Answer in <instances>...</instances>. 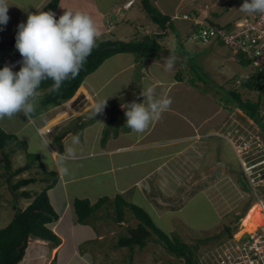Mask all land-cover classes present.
<instances>
[{
  "label": "crops",
  "instance_id": "crops-1",
  "mask_svg": "<svg viewBox=\"0 0 264 264\" xmlns=\"http://www.w3.org/2000/svg\"><path fill=\"white\" fill-rule=\"evenodd\" d=\"M51 1L8 0L12 5L8 10L10 20L6 26L0 25V29H3L0 31V70L3 69V61L6 58L20 56L15 44L11 43V40L17 35L18 25L26 23L30 13L41 12ZM150 1L162 15L170 17L175 30L177 28V33L180 32L182 35L191 34L195 27L199 28L198 24L200 23L229 27V16L243 4L237 5V0ZM131 2L133 4L128 7ZM141 2L142 0H60L54 13L58 20L64 12L61 10L74 9V11L85 12L93 18L97 27L101 28H99L101 35L98 39L111 40L106 38L108 34H113L112 30L114 29V25L109 22V19L113 14L120 15L122 11L128 14L135 7L143 10ZM120 5H123V8L118 7ZM255 15L248 14L247 17ZM126 16H124L123 22L127 21ZM238 19L239 17L235 23L241 20ZM117 23H121V21L117 20ZM152 30L150 34L146 33L143 38L152 36L155 40L161 39V41L158 40L159 44L165 50L158 56L149 57L147 60L148 57L140 56V59H136L132 54H116L106 60L97 71L89 75L75 96L68 102L56 107L46 106L44 100L49 90H40L38 91L39 95L32 101L35 105L33 114L28 117L20 114L12 119L0 120V127L6 133L15 135L19 144L24 143V146H27L26 150H23L25 155L31 154V147L28 145L31 143L33 145L34 141L38 142V150L32 151L34 153L31 158L35 156L34 159H37L43 166L44 172L41 178L45 184L44 189L52 183L55 175H58V181L53 188L49 189L48 195L54 210L59 215V220L50 224L49 227L61 238L62 243L59 247L52 248L48 242L35 239L36 242H40L37 243L39 246L45 244L43 245L45 247L42 251L33 253L32 264H122L128 255L127 252L130 253L133 260H138V257H142L144 254L145 257L147 253H153V255H157L158 252L163 253V247L154 241L143 249L118 251L119 240L129 234V228L137 227L139 221L127 210L126 219L123 222H117L116 216L113 215L115 207L111 202L108 203L110 214L103 217L108 223H101V216L97 217L95 213L87 224H80L73 203L76 199H87L90 201L89 203L95 205L101 199L108 198L113 201L117 196H122L130 204L142 208L143 206L139 204L140 201L147 200L148 196H151L150 206L157 218L160 219L174 215L171 209H174L173 206L176 205L178 197L190 200L193 191L201 189V191L209 193L212 199L217 202L219 211H223L220 209L221 204L218 199L211 194L212 187L209 180L204 181V179L202 180L204 182L196 184L190 177L199 170H207L204 171L205 173L203 172V175L208 176L212 175L211 172H213L212 176H218L224 172V163L228 158L224 154L222 157L218 156L219 144L214 138L217 135L226 141V137L223 134H217V130L212 129L210 119H207L208 116L203 120L194 121L190 119L189 111L178 104L177 95L173 93L177 91V88H171L177 82L169 83L165 80L168 77L172 78L171 81L177 80L176 65L179 62V57L174 65L168 68V58L172 56L173 51L167 50L162 42L166 38L175 40L178 36L174 35V29L162 31L158 25ZM135 39L138 37L132 36L130 41ZM118 41L129 42L127 38ZM214 43L216 46H222L217 42ZM2 45L5 48L2 49ZM164 52L167 54L163 56ZM235 56L233 59L237 62ZM141 59L145 61H141ZM140 61L147 64V70L139 80L141 85L146 82L144 90L152 88L156 98L171 97L173 103L170 110L165 112L168 115L164 117L166 120H171V123L165 124V127L158 126L156 124L161 121L159 119L153 122L144 133L137 134L126 126L125 110L122 107V105L133 102L130 101L132 90L124 88L125 85H129L126 80L124 82L121 79L117 85L116 79L132 73ZM19 70L20 67L14 72ZM145 99L140 93V96L134 101L143 103ZM105 100H107V104L103 114L96 116L94 106ZM205 101L202 100V105H205ZM207 104L209 103L207 102ZM37 105L43 106V109L38 110ZM180 113H182L181 117ZM117 121L125 124H116L118 126L116 129H109ZM41 137L52 140L48 146L49 153L42 150ZM73 137L79 138L78 144H73ZM229 146L235 151L234 146L231 144ZM70 148L74 149V156L68 153ZM164 148L166 149L160 154V150ZM43 153L47 154L44 156ZM61 156L65 157L62 165L59 163ZM215 158H218L219 162L215 165V169L210 168L209 165ZM43 160H46V166ZM223 161L224 163H222ZM65 167L68 169L67 175L62 170ZM154 192L157 195H154ZM240 192L239 200L246 204L243 191ZM27 205L25 204L22 209H25ZM106 205H103L104 208H107ZM258 207L260 208L259 205ZM145 211L152 218V214L148 210ZM153 222L155 223L154 220ZM235 223H237L236 219ZM225 225V229L227 225L233 229L232 223L229 222ZM116 229L119 232L122 231V234L125 232L120 239L117 238L119 232ZM169 231V233L175 232L174 229ZM190 231L188 230L187 237ZM93 243H95L94 246L89 249L88 246H92L90 244ZM155 247L156 249H154ZM24 258L22 261L25 260ZM42 258L45 260L42 261Z\"/></svg>",
  "mask_w": 264,
  "mask_h": 264
},
{
  "label": "rangeland",
  "instance_id": "rangeland-1",
  "mask_svg": "<svg viewBox=\"0 0 264 264\" xmlns=\"http://www.w3.org/2000/svg\"><path fill=\"white\" fill-rule=\"evenodd\" d=\"M243 2L244 0L236 1L237 5L242 4ZM131 4L132 2L128 4V7H130ZM118 7L123 8V5ZM61 11L75 12L74 9H65ZM124 16H126V22L122 21ZM235 16H238L239 19H244L247 18L248 14L246 16L245 13L240 14L239 9L234 11L228 19V22H230L229 27L230 25H233L238 18ZM117 20H120L121 23H117ZM109 22L114 25V29L112 30L113 34H108L106 38L114 41H118L122 38H127L130 41L132 36L143 38L146 33L149 32L150 34V32L153 31L152 29L156 27V24L150 20L148 15L138 7L131 9V12L128 14L124 11L118 16L113 14L111 19H109ZM99 28L100 27H98V29ZM176 30L174 29L173 33H175L174 35L176 37L178 36V38H175V40L166 38L162 42L167 50L170 49L173 51L172 56H175L176 60H178L179 57V62L177 63L176 68L177 71L182 74L181 77L184 78V81H179L178 79L171 81L172 78L170 79V77H168L165 82H177L173 84L171 88H177V91H174L173 93H176L174 95H177L178 104L189 111L190 119L197 121L201 119L203 120L208 116L207 119H210L212 129L217 130V134L225 135L226 141L213 132L216 135L214 140L218 141L219 144V148L217 147L218 156L221 155L220 157H222V154H224L228 158L225 163L224 161L222 162L225 167L223 168L224 172L221 175L212 176L213 172H211V176L203 175V172L207 170H199L195 171V174L191 176L190 179H193L196 184L209 180V184L212 187L211 194L218 199L219 204H221L220 209L223 211H219L217 202L212 199L209 193L201 191V189H195L192 195H190V197H192L190 200L182 199V197L176 199L177 203L173 206L174 209H171L175 216L170 215L158 219L150 206L151 196H148L149 198L147 200H141L139 204L143 206L142 208L144 210H148L152 214V218L160 230L168 234L170 237L174 236L182 239L194 247L200 264H219L220 260L224 257L225 249L233 245V241L229 240V229L224 228L226 223H232L231 227L233 226V229H237L236 231L234 230L235 240H239L244 233H252V231H255L258 227L264 225L263 215L260 214L261 211L259 212L261 206L259 203H255V201L252 200L254 199L252 181L256 187H259L258 193L261 196V193H264V186H262L264 176L261 178L255 177L254 179V174L251 175L250 173L251 177L249 178L245 175L241 160L238 158L240 154L241 159L243 160V165H247V163L249 166L255 164L258 165V167L254 169V172L259 171L264 174V135L253 120L246 116L240 109L226 105L224 101H221V98L231 89L241 91L244 98L252 100H257L260 93L259 91L245 90L240 87V85L236 84L237 80H241L243 77L246 79L247 76H251L255 70L251 66L249 68H243L240 66L241 64L233 59L235 56L234 52L230 51L228 48L216 46L214 41L205 44L202 43V41H196L188 33L187 35H182L180 32L177 33ZM156 40L161 41L160 38ZM169 43H171L170 46ZM4 45H2V49L5 48ZM164 50L165 49L163 48L162 52ZM165 54L167 53L164 52L162 55L164 56ZM132 55H134L136 59H140L138 54ZM146 59L148 60L149 57ZM141 61L145 60L141 59ZM141 61L132 73H129L126 76H120L116 79L117 85L121 79L124 82L126 80V83L130 85L124 86L125 89L131 88L132 90L130 101H134V99H137L140 96V93L144 90L146 84V82H144L141 85L139 82L143 76L142 74L147 70V64H143ZM191 79H194L196 84L192 83ZM154 92L157 94L156 91ZM208 93L210 94L209 96ZM199 98L201 100H198ZM41 99L42 98L40 97V101ZM202 100H206L209 104L205 101V105H202ZM36 108L42 110L43 106L37 105ZM181 114L182 113L179 114L180 117ZM262 114H264V110L262 111ZM166 115H168V113H163L161 121L156 125L165 127V124L167 125L168 123H171V120H166L164 118ZM116 124L124 125L125 123L117 121L115 124H112L109 129H116L118 127ZM180 129L182 128L180 127ZM36 139H38V136H36ZM229 144L240 147L239 149L241 153L239 152L237 154ZM14 145L10 146L7 150L11 160L12 170L6 168L4 156L0 152V230L13 220L18 210H21L25 204L29 205L34 200L33 197L31 199L19 198V196L14 193L8 182V178L12 172H15L16 169L23 167L28 163L35 167L38 165L36 168L33 167L31 170L16 175L13 178L12 183H17L19 180L26 178L37 179L36 183L25 188V190L29 191L32 195L45 188V184L42 182L41 178L44 172L43 166L37 159L31 158V155L34 153L32 151L38 150V142L34 141L33 145L32 143L28 145L31 147V154L26 155L23 152V150H26L27 148V146H24V143L19 145L18 142H15ZM165 149L166 148L160 150V154H162ZM45 152L49 153V151ZM46 154H44V156ZM218 162V158H215L211 162L212 164L209 165L210 168H214ZM43 163L46 166V160H43ZM8 171H11L10 174ZM220 172H222V170H220ZM241 190L243 191V197H245L246 203L252 202L253 205L248 211L249 215L245 216L246 218L244 217L245 219L243 218L241 223L238 224L235 223L236 216L234 215L239 216L242 210L246 207L244 202L239 200ZM20 191L23 190L21 189ZM153 194L157 195L155 192ZM105 207L107 208L102 206L96 212L97 217L101 216V223L107 222L106 218L103 217L110 214L108 208L110 207L109 204ZM225 213L229 214L226 215ZM170 229H174L175 232L169 233ZM188 230L191 231L187 237L186 234L188 233ZM116 231L119 232L117 229ZM124 234L125 232L122 234V231H120L117 238L120 239ZM36 241L37 240L35 239L30 240L28 245L29 248L26 252V258H24L25 260L22 261L21 264H32L34 260L33 253L44 249L45 246L43 245L45 244H40L39 246L37 243L40 242ZM94 244L95 243L90 244L92 246H88V248H92ZM154 249H156V247ZM119 250L123 252L129 250V248L124 249L118 247V251ZM127 253L128 255L125 257L126 259H124L122 264H186L183 259L181 260L180 258L170 256L165 250H163L162 254L158 252L157 255L147 253L144 257V254L142 257H138V260H133L130 253ZM44 258H42V261L45 260Z\"/></svg>",
  "mask_w": 264,
  "mask_h": 264
},
{
  "label": "trees",
  "instance_id": "trees-1",
  "mask_svg": "<svg viewBox=\"0 0 264 264\" xmlns=\"http://www.w3.org/2000/svg\"><path fill=\"white\" fill-rule=\"evenodd\" d=\"M59 3L60 0H52L42 11L55 12ZM141 4L142 9L150 20L158 25L162 31L175 29L170 17L162 15L151 4L150 0H142ZM215 26L221 27L218 25ZM15 37L11 40L12 44L16 43ZM111 45H115L117 48L104 51L100 50ZM162 50L163 46L152 38V36L146 39L138 38L129 42L97 39L96 46L75 79L65 81L59 92L50 91L49 89L51 88L52 81L47 80L41 84L38 91L49 90L44 100L46 106H60L68 102L70 98L72 99L85 79L97 71L102 64L112 56L116 54H138L142 57H156ZM236 57L243 68H249L251 66V62L247 60L243 54H236ZM181 75L182 74L178 72L176 78L179 81H184ZM191 81L196 84L194 79H191ZM240 87L248 91H259V98L257 100L246 99L243 97L241 91L231 89L221 98V101H224L226 105L240 109L257 124L264 135V114H262L264 110V71H254L248 79H241ZM15 142H18L17 137L4 132L0 127V152L4 156L5 166L8 170H12V165L7 150L10 146L14 145ZM33 158H35V156H33ZM32 168V164L28 163L16 169L15 172L11 174V171H8L10 174L8 182L14 193L17 194L19 198L31 199L33 197L34 200L25 209L18 210L13 220L0 230V264H20L26 255L31 239L48 242L52 248H57L62 243L61 238L49 227L50 224L59 220V215L54 210L48 195L49 189L53 188L58 181V175H55V179L46 189L34 195L25 190V188L36 183L37 179H22L17 183H12L16 175H20ZM21 189L23 191H20ZM252 200L256 201L255 198ZM89 202L90 201L87 199H76L75 202H73L80 224H87L98 209L111 202L115 207L113 215L116 216L115 219L117 222H123L126 219L127 210L139 221L137 227L129 228V234L119 240V247L129 248L131 250L134 248L143 249L147 247L150 242L154 241L161 245L170 256L180 258L181 260L183 259L186 264H200L194 247L182 239L174 236L170 237L168 234L164 233L155 225L148 212L137 205L130 204L122 196H117L113 201L108 198L101 199L96 202L95 205ZM245 205V209L236 217L237 223H239L240 219L244 218L252 202L246 203ZM226 229H229V240H232L234 229H230L229 225H227Z\"/></svg>",
  "mask_w": 264,
  "mask_h": 264
},
{
  "label": "clouds",
  "instance_id": "clouds-1",
  "mask_svg": "<svg viewBox=\"0 0 264 264\" xmlns=\"http://www.w3.org/2000/svg\"><path fill=\"white\" fill-rule=\"evenodd\" d=\"M11 6L8 0H0V25L8 24V10ZM239 11L249 15L264 14V0H244ZM197 29L195 27V30ZM100 35L95 21L85 12L65 11L58 20L51 11L30 13L26 23L18 25L15 37V47L19 57H22L18 62L20 70L13 72L9 66L0 70V120L12 119L20 114L26 117L33 114L35 105L32 101L39 95L38 89L43 82L51 80L49 90L59 92L65 81L75 79ZM175 61V56L168 58V68H171ZM240 81L237 80L236 84L240 85ZM141 95L146 98L143 103L133 101L122 105L127 127L137 134L144 133L153 122L161 119L173 103L170 97L156 98L152 88L144 90ZM106 104L107 100L94 106L96 116L103 114ZM51 143L52 140L41 137L42 150L48 151ZM78 143L79 138L73 137V144ZM68 153L74 156V149H68ZM64 159L65 157H60L61 165ZM62 170L67 175L68 169L65 167Z\"/></svg>",
  "mask_w": 264,
  "mask_h": 264
},
{
  "label": "built area",
  "instance_id": "built-area-1",
  "mask_svg": "<svg viewBox=\"0 0 264 264\" xmlns=\"http://www.w3.org/2000/svg\"><path fill=\"white\" fill-rule=\"evenodd\" d=\"M199 28L193 30L190 34L196 41L209 44L211 41L222 44L224 47L233 51L235 54H243L247 60L251 62V66L255 71H264V14H257L237 21L232 27H217L207 24H198ZM22 57H8L3 62V67L9 66L13 72L20 66L18 63ZM239 84V81L237 82ZM236 153L240 151V147L234 146ZM239 160L244 169L245 175L249 178L251 175L256 178L264 176L262 172H254L258 165H243V160L239 154ZM253 193L256 203L261 206L260 214L264 218V193L261 196L258 188L252 181ZM261 186V185H260ZM262 186H264V181ZM261 192V190H260ZM235 231L237 229H234ZM235 231L233 232V245L227 247L224 257L219 264H264V225L258 227L256 231L246 232L239 239L235 240Z\"/></svg>",
  "mask_w": 264,
  "mask_h": 264
},
{
  "label": "water",
  "instance_id": "water-1",
  "mask_svg": "<svg viewBox=\"0 0 264 264\" xmlns=\"http://www.w3.org/2000/svg\"><path fill=\"white\" fill-rule=\"evenodd\" d=\"M117 48V46H115V45H111V46H106V47H104V48H102V49H100L101 51H104V50H112V49H116Z\"/></svg>",
  "mask_w": 264,
  "mask_h": 264
},
{
  "label": "bare ground",
  "instance_id": "bare-ground-1",
  "mask_svg": "<svg viewBox=\"0 0 264 264\" xmlns=\"http://www.w3.org/2000/svg\"><path fill=\"white\" fill-rule=\"evenodd\" d=\"M262 209V208H261ZM261 209L259 210V212L261 211ZM256 231V230H255ZM252 232H254V231H252Z\"/></svg>",
  "mask_w": 264,
  "mask_h": 264
}]
</instances>
